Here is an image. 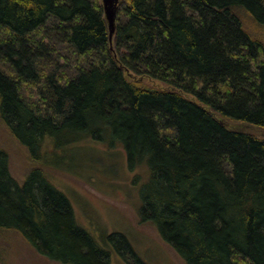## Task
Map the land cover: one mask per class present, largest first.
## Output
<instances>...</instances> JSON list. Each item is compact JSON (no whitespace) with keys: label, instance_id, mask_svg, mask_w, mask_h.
<instances>
[{"label":"trees","instance_id":"1","mask_svg":"<svg viewBox=\"0 0 264 264\" xmlns=\"http://www.w3.org/2000/svg\"><path fill=\"white\" fill-rule=\"evenodd\" d=\"M243 14L264 26V0H120L110 41L102 0H0V116L39 160L47 139L122 144L148 166L141 220L186 264H264V139L226 124L264 127V47ZM0 228L62 264H111L44 169L20 183L2 147Z\"/></svg>","mask_w":264,"mask_h":264},{"label":"rangeland","instance_id":"2","mask_svg":"<svg viewBox=\"0 0 264 264\" xmlns=\"http://www.w3.org/2000/svg\"><path fill=\"white\" fill-rule=\"evenodd\" d=\"M243 15L245 28L264 47V26ZM127 76L160 89L170 88L151 78ZM226 124L264 139V127L232 119ZM48 140L43 148L50 152L36 159L0 116V147L8 153L12 175L22 183L33 168H43L53 184L70 198L78 224L111 250V264H128L108 242V236L114 233L125 235L148 264H186L155 224L140 218L142 190L149 179L145 163L131 167L125 148L117 142L111 148L109 142L84 140L56 149ZM0 264L62 263L40 254L20 232L0 228Z\"/></svg>","mask_w":264,"mask_h":264},{"label":"water","instance_id":"3","mask_svg":"<svg viewBox=\"0 0 264 264\" xmlns=\"http://www.w3.org/2000/svg\"><path fill=\"white\" fill-rule=\"evenodd\" d=\"M104 6L105 17L108 22L110 41H113V37L116 30V16L118 12V5L120 0H102Z\"/></svg>","mask_w":264,"mask_h":264}]
</instances>
